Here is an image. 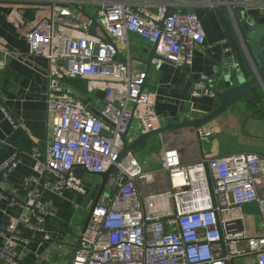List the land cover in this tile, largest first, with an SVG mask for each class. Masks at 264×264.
I'll list each match as a JSON object with an SVG mask.
<instances>
[{
    "label": "built area",
    "instance_id": "2783aa9c",
    "mask_svg": "<svg viewBox=\"0 0 264 264\" xmlns=\"http://www.w3.org/2000/svg\"><path fill=\"white\" fill-rule=\"evenodd\" d=\"M87 1L49 0L50 12L24 30L27 54L48 62V139L44 147H31L34 165L22 180L23 197L9 199L8 206L22 213L0 224V264H23L19 245L29 239L19 224L32 236L49 239L45 222L57 207L43 194L61 195L67 189L82 193L73 175L76 168L90 175L110 168L114 189L102 193L94 206L92 200L86 204L89 221L79 229V248L70 264H233L246 257L264 264V156L202 153L184 162L178 147H166L155 170L145 169L132 150L120 156L122 137L129 143L126 136L135 119L141 133L161 124L145 88L147 73L131 67L129 54L117 58L115 43L127 44L132 33L156 44L163 60H152L155 66L167 61L190 68L195 48L205 39L198 15L170 9L159 0H94L98 8L89 14ZM63 79L103 88L98 112L87 109ZM200 91L214 97L202 82L191 93ZM196 134L201 135L199 129ZM19 163L16 154L0 163L2 200L9 195L1 180ZM248 205L257 208L258 227L252 234L242 211Z\"/></svg>",
    "mask_w": 264,
    "mask_h": 264
},
{
    "label": "crops",
    "instance_id": "0c3cea01",
    "mask_svg": "<svg viewBox=\"0 0 264 264\" xmlns=\"http://www.w3.org/2000/svg\"><path fill=\"white\" fill-rule=\"evenodd\" d=\"M10 1L0 3V163L13 154L18 155L20 163L1 180L9 198L7 201L0 199V224H8L9 220L18 219L21 215L20 208L8 206L9 199L23 197L22 180L32 173L34 165L31 147L33 143L44 147L48 139L45 103L48 62L27 54L24 30L42 15L48 14L51 3L47 2L49 0H44L46 4L42 5ZM159 1L167 3L168 8L173 10L195 12L205 32L204 42L194 50L190 68H179L167 61L157 67L152 61L147 71L145 88L151 94L155 116L161 125H165L168 120L180 122L184 118L201 117L212 109L213 97L205 91L198 92V95L191 93L187 86L189 75L210 78L219 71L225 74L237 66L240 68L238 47L230 36V29L234 21L242 19L249 23H264V0ZM86 7L89 14H94L98 4L88 0L84 10ZM236 34L239 35L238 32ZM115 45L117 58L125 59L129 54L131 67L146 72L142 60L147 53L143 50H149L150 43L130 33L127 44L116 42ZM63 85L92 112H98L104 104V89L101 87L80 79H63ZM3 109L14 119L16 127L5 116ZM198 129L200 136L193 127L154 134L132 152L137 156L139 152H145L144 156L150 158V163L153 160L157 164L152 167L159 165L162 150L166 147H178L184 162L195 160L202 153L220 156L252 152L264 156V89L254 86L245 98L239 99L226 112L203 123ZM141 130L139 121L135 119L126 136L127 141L133 142ZM17 132L21 134L13 140ZM141 163L146 169V160ZM73 175L80 181L82 193L67 189L61 195L43 194L44 200H51L57 207L56 215L45 222L48 240L32 236L31 230L19 224L21 232L29 239L27 244L19 245V250L24 252L23 264H62L70 254L69 261L72 248L66 244H74L81 229L73 227V210L86 209V204L89 200L94 201L100 187L99 177L98 183L92 186L88 179L90 174L80 168H76ZM111 182L108 178L103 194L112 193ZM82 197H87L84 207L73 202L75 198ZM257 227L256 224L253 231L248 229V232L254 233ZM2 243L3 236L0 235V245ZM244 259H252L254 264L253 257Z\"/></svg>",
    "mask_w": 264,
    "mask_h": 264
},
{
    "label": "water",
    "instance_id": "95a60500",
    "mask_svg": "<svg viewBox=\"0 0 264 264\" xmlns=\"http://www.w3.org/2000/svg\"><path fill=\"white\" fill-rule=\"evenodd\" d=\"M12 2L10 0H0V3ZM17 3H29L42 5L46 3L17 0ZM236 32L239 33L240 39ZM230 36L238 47V56L241 62L240 68L230 69L229 72L222 74L219 71L215 76L210 78L201 79L189 75L187 82L188 88L193 91L195 84L202 82L205 89L211 91L213 97V107L210 111L201 117L184 118L180 122H171L168 120L165 125L159 128L141 133L133 142L126 143L125 136L122 137L124 146L120 152V156L126 152L133 150L139 146L150 136L163 133L167 131H175L183 128L193 127L198 129L203 123L216 118L228 110V108L241 98H245L248 92L254 87L259 86L264 89V23H249L242 19L239 22L234 21V26L230 29ZM156 44L151 45L150 49H144L147 53L145 60H142L146 66V73L150 68L151 62L154 59H162L161 56L155 52ZM111 169L96 174L100 178V187L98 193L93 201V206L103 192V188L109 178ZM90 213L87 215L83 224V229L89 221ZM80 236H76L74 244H66L72 248V254L68 261L71 263L74 252L79 248Z\"/></svg>",
    "mask_w": 264,
    "mask_h": 264
},
{
    "label": "rangeland",
    "instance_id": "374dc122",
    "mask_svg": "<svg viewBox=\"0 0 264 264\" xmlns=\"http://www.w3.org/2000/svg\"><path fill=\"white\" fill-rule=\"evenodd\" d=\"M26 1H30V0H26ZM88 9V10H87ZM86 11H89V8L86 7ZM204 143V141H202ZM139 147V146H138ZM135 149V148H134ZM135 154V153H134ZM145 152L143 153H140L138 154H135L136 158L139 160V162L146 160V163H145V167L147 170H155L159 167L156 166V167H152L153 165H157L155 164L156 162H154L152 160V163H150V158L149 157H145L144 156ZM146 155V154H145ZM148 159V160H147ZM90 181H91V185L94 186L98 183L99 181V178L98 176H94V175H89V178H88ZM108 190V188H106V191ZM86 201H87V197H82V198H79V199H74L73 202H76L79 204V206L81 207H84L85 204H86ZM247 208V210L245 209ZM243 208L242 211H244V214H245V218H244V223L246 225V227L250 230V231H253L256 223L258 222V218L255 216L256 215V212H257V209H256V206L255 205H248L247 207ZM73 217H72V223H73V227H79V228H82L83 224H84V221L88 215V210L87 209H77V210H73ZM70 228H73L71 226H69ZM70 256V254H68ZM68 256V258H69ZM68 258L67 259H64V261L62 262V264H66L67 261H68ZM248 258V257H246ZM233 264H253V260L252 259H244V258H240V259H237V260H234L233 261Z\"/></svg>",
    "mask_w": 264,
    "mask_h": 264
},
{
    "label": "trees",
    "instance_id": "16d2710c",
    "mask_svg": "<svg viewBox=\"0 0 264 264\" xmlns=\"http://www.w3.org/2000/svg\"><path fill=\"white\" fill-rule=\"evenodd\" d=\"M235 50H237V49L235 48ZM236 54H237V53H236ZM20 134H21V133H18V132L15 133V134L13 135L12 139H13V140H16V139L20 136ZM23 140L28 144V141H27V140H25V139H23Z\"/></svg>",
    "mask_w": 264,
    "mask_h": 264
}]
</instances>
